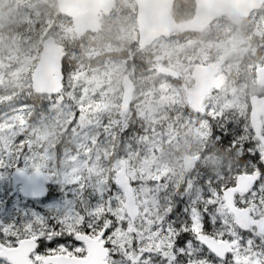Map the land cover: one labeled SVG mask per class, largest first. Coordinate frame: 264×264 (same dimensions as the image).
<instances>
[{"label": "snow or ice", "instance_id": "snow-or-ice-1", "mask_svg": "<svg viewBox=\"0 0 264 264\" xmlns=\"http://www.w3.org/2000/svg\"><path fill=\"white\" fill-rule=\"evenodd\" d=\"M73 72L62 61L61 90L50 93L49 98L51 102L63 103L65 99L70 102L74 110L67 123L76 132L87 116L84 101L69 83ZM68 92L72 94L67 95ZM209 116L213 122L211 128L207 126L210 140L238 152L241 170L230 172L226 178L205 177L200 181L198 177L177 187L159 182L158 177L145 181L130 176L127 184L119 177L105 180L102 174L97 175V168L88 166V179L97 175L92 188L98 194L99 203L83 213H68L48 220L36 217L22 228L0 227V264H80L89 252L83 237L97 234L107 252L106 264H264V240L257 243L256 226H241L232 218L230 210V205L251 206L253 212L255 207L264 206V148L259 147L256 139L255 143L246 142L244 133L239 127L233 128L226 113L211 114V110L201 113L205 122ZM14 121L4 125L9 135L0 136V167L19 168L21 162H26L39 175L45 167L44 161L51 157L35 134L28 135L24 115H17ZM96 126L100 127L101 122L96 121ZM114 127H119L118 122L104 124L105 135L124 136L128 154L133 152V142L144 139L131 125L124 126L119 133L113 132ZM91 142L97 143L98 136L91 137ZM85 155L91 159L90 149H85ZM104 157H107L106 151ZM95 159L99 161L100 154ZM248 161L255 162L256 167H248ZM79 171L73 170L69 182L83 193L85 177L75 174ZM196 183L201 184L198 193L194 191ZM129 188L133 197L136 189H147L148 195L157 193L160 206L156 216L140 221V230L131 231L132 240L122 246L115 242V234L136 227L135 218L125 210ZM144 215L147 217L148 213ZM191 234L203 241L199 258L184 251Z\"/></svg>", "mask_w": 264, "mask_h": 264}, {"label": "trees", "instance_id": "trees-1", "mask_svg": "<svg viewBox=\"0 0 264 264\" xmlns=\"http://www.w3.org/2000/svg\"><path fill=\"white\" fill-rule=\"evenodd\" d=\"M10 1L13 2V0ZM19 1L23 3L24 0ZM44 1L51 4V6L54 4L53 8L56 12L44 38L54 36L57 42L65 47L63 61H66L70 70H74L69 83H73V79L76 76L78 81V75L80 74L87 73L93 75L99 70L104 68L109 69L113 66L115 69L114 72L122 77L127 74L136 85L134 103L131 107L129 119L126 122H122L115 117L111 122H118L119 124V127L113 128L116 133H119L124 126L131 125L137 129L139 135L143 136L144 139L139 142H133L131 144L133 152L128 154L126 138L117 134L110 142L113 145V153L110 159L112 163L126 158L130 162V165H135L138 161L146 159L151 141L158 136L163 137L164 134H174L173 130L176 127L181 130L174 137L173 144L176 145H170L171 147L167 150L170 156L174 158V162L179 167V170L183 172L188 171L183 166L181 160L185 154H199L200 160L190 170L191 172H186L185 174L179 172L177 177L172 179L169 177L167 180H163L162 183H170L179 187L186 183L187 176L194 182L198 177L200 181L205 177L226 178L230 172L234 173L236 169L241 170V166H238V152L226 146L215 144L210 140L207 130L208 124L210 128L213 126L210 116L205 124H200L198 120H200L201 114H194L188 107L187 102H185L183 109L180 110L174 107H162L156 102L157 99H161L160 92H154L152 97L149 89L152 78L158 75L155 70L157 65L164 64L172 67H180V71L184 77L179 58L183 55H190L193 57L189 62L190 65L212 62L217 58L213 49L210 50L204 60L201 59L207 49L211 47L210 45L214 42L225 41L235 33H239V37L245 43L240 52L232 53L227 58L226 70L229 73V82L223 90L217 91L213 95L214 98L212 101L216 103L215 114L226 113V118L233 124V128L239 127L241 132L244 133L246 142L250 141L255 143L256 139L259 141V147L264 148V128L260 139L251 131L253 129L250 124V108L248 105L249 95L252 91H255L257 86L254 79L255 65L256 63L264 65V32L261 33V36H257L254 31L255 27L252 25L247 26L248 21L243 26L238 27L228 25L229 22L226 19H220L200 34L183 32L178 29L176 31L169 30L154 45L141 51L138 48L134 0H116L113 12L103 17L101 32L97 35L88 34L82 38H77L74 34L71 20L58 13L55 6L56 0ZM194 11L195 0H176L171 11V19L179 23L189 20L192 18ZM257 17L264 19V8L258 11ZM4 33L5 30H0V38L4 36ZM24 40L28 45L29 42H32V37L27 35L24 37ZM29 46L33 47L32 44H29ZM41 47L42 44L35 50L34 63H37L39 59ZM158 47H161V49L158 51L153 50ZM1 49L3 60L7 61V50L4 47ZM227 51L224 50L223 52ZM220 52L221 48L218 50V53ZM119 68L122 69L120 72H118ZM169 80L172 79L169 78ZM172 82L179 84L175 80H172ZM237 93H243V96H245L242 98V102L229 106L228 103L233 101L234 95ZM9 102V105L26 106L22 109L25 112L27 108H30L32 110L31 114L24 116L29 121L31 116V119L37 123L45 122L47 118L52 117L55 111L64 110L67 104H70L67 99L63 103L57 100L51 102L49 96L37 95L32 88L30 77L18 85L15 96ZM42 103H45L46 106H42ZM4 108L1 107V110ZM117 109H120L119 104ZM197 127L201 128V134L195 133ZM68 133L66 131L60 132L56 146V158L59 161L64 157L63 150H67L71 144L67 140L66 134ZM133 155L136 156V159H133ZM247 166L256 167V164L255 162L248 161ZM53 186V183H49V196L47 199L55 196ZM200 188L201 184L196 183L194 191L198 193ZM82 196H86V190H83ZM22 201L27 206L31 204L36 205V201L24 199ZM4 208L3 217L9 226L22 228L25 224L34 220L33 216L29 219L23 213L22 208L11 205L10 201L4 205ZM262 215H264V206L255 207L254 216L257 218ZM16 216H19L18 219H12V217ZM48 219H52V217L48 216L46 220ZM257 236L259 237L257 243L260 240H264V237L258 234ZM191 237L195 247L202 251V246L194 239L195 235L191 234Z\"/></svg>", "mask_w": 264, "mask_h": 264}, {"label": "rangeland", "instance_id": "rangeland-1", "mask_svg": "<svg viewBox=\"0 0 264 264\" xmlns=\"http://www.w3.org/2000/svg\"><path fill=\"white\" fill-rule=\"evenodd\" d=\"M52 5L54 6V4ZM53 6L44 0H24L23 3H20L19 0H13V2L10 0H0V30H5L4 36L0 38V47H4L7 50V61H3V64L0 66V136L9 135L8 129L4 125L16 123L14 118L17 115H30L32 112L30 108H27L25 112L22 111L24 107L9 105L8 98L15 96L18 85L32 76L36 66V63H34L35 50L42 43L56 13ZM55 6L57 8V4ZM248 22L247 26L254 25L257 27L258 30L255 33L264 32L263 18L253 17ZM179 25L180 23L178 22V29H180ZM27 35L32 37V42H29L28 45L24 40V37ZM244 43L245 41L239 37V33H235L225 41L214 42L210 45L211 47L207 49L201 59L204 60L211 49L215 51L218 58L224 50L241 47ZM29 44H32L33 47H30ZM220 48L221 52L218 53ZM160 49L161 47H158L153 50L158 51ZM192 59L193 57L190 55H183L179 58L181 70L184 72L182 82L186 86H189V82L192 80L190 72L187 73L190 69L189 66H191L189 62ZM121 70L119 68L118 72ZM114 71V67L111 66L109 69L104 68L93 75L87 73L80 74L78 75V81L77 76L73 79L71 85L74 89L76 87L77 94L84 101L87 116V120L83 122V126H78L76 132L67 123L74 110V108L68 106L69 103L64 110L55 111L52 117L47 118L45 122L37 123L31 119V116L29 121L24 116L28 135L32 136L35 134L45 146V153L51 157L44 161L45 167L42 171L46 173L48 182L54 184L53 190L55 196L47 201H36V205L31 204L27 206L22 201L19 191L13 193L11 188V172L20 169L31 172L33 169L30 164L21 162L19 168L8 165L0 167V209H2V213H0V227L9 226L3 217V212L5 211L4 205L9 201L11 205L22 208L23 213L29 219L31 216L34 218L44 217L46 219L48 216L56 218L68 213H83L86 208L90 209L99 203L98 194L92 188L97 175L102 174L105 180H108L109 177L115 179L113 172H116L120 168V160L114 163L110 160L113 153V145L110 142L113 136L105 135L103 125L113 121L115 117L122 122H126L131 113V111L122 112L121 109H117L118 104L120 107L123 94L121 86L123 77ZM149 89L152 97L154 92H160L161 99H157L156 102L162 107L168 106L180 110L183 109L187 101L186 93H183L184 87L182 84H174L163 76L155 75L150 82ZM71 94V92L67 93V95ZM239 95L235 97L234 101H232L233 103L240 102ZM1 107L5 108L1 110ZM215 107L216 103L208 100L204 104V112L211 110V114H215ZM88 120L92 121L90 125L87 122ZM96 121L101 122L100 127L96 126ZM198 121L200 124H205L202 117ZM62 131L69 132L66 136L71 144L67 150H63L64 157L59 161L56 158V146L60 132ZM178 131L181 132L179 128L174 127V134H164L163 137L158 136L156 139H153L148 148L146 159L138 161L135 165H130V162H128V175L138 176L145 181L158 177L159 182L162 183L163 180H167L169 177H171L170 179L177 177L179 172L185 174L187 171L183 172L179 170V167L174 162V158L170 156L167 150L171 147L170 145H176L173 142L175 140L174 137L178 135ZM113 132L116 131L113 130ZM195 133L201 134V128L197 127ZM93 136H98V142L95 144L91 142V137ZM86 148L90 149L91 159L85 155ZM105 151L107 152V157H104ZM97 154L101 156L99 161L95 159ZM133 159H136V156L133 155ZM88 166L97 168V175H93L90 180L88 179ZM74 169L80 170L79 173H75L76 175H83L85 177V180L82 181L85 184L83 189L86 190L85 197L82 196L77 185L69 182L71 176L74 175ZM190 180L193 181L187 176L186 182H190ZM156 196L157 193L155 192L148 195L147 189H136V198L141 205V214L136 220V227L134 229L130 228L128 232L118 231L115 234V242L117 244L122 246L128 244L132 240L131 231L140 230V221H148L156 216L159 210L158 206H160V202L156 200ZM145 212L148 213L147 217L144 215ZM18 217H12V219H18ZM184 251L193 258H199L201 252L199 248H195L192 245L191 248Z\"/></svg>", "mask_w": 264, "mask_h": 264}, {"label": "water", "instance_id": "water-1", "mask_svg": "<svg viewBox=\"0 0 264 264\" xmlns=\"http://www.w3.org/2000/svg\"><path fill=\"white\" fill-rule=\"evenodd\" d=\"M116 0H57V8L61 15L72 20L74 32L78 37L87 33H98L102 29V17L109 15L115 6ZM175 0H135L137 6L136 22L138 27V47L143 51L160 38L169 26L167 16L173 7ZM196 11L191 21L182 24L184 31L202 32L215 20L226 16L234 24H240L243 19L249 17L252 12L259 10L264 5V0H195ZM65 55L64 46L56 41L54 36L47 37L42 43V51L38 63L33 71L31 80L36 94L49 95L61 90V63ZM229 53L222 55L218 61L210 64H196L192 70L195 80V90H187L188 103L195 113L203 109L205 99L213 89L220 90L226 83V75L219 74ZM2 64L0 49V65ZM157 71L167 77L178 79L179 73L175 69L157 67ZM257 82L264 86V65L256 66ZM123 95L121 99V110L127 112L134 100L135 85L128 75L123 79ZM251 112L250 121L255 134L260 137L264 117V94L253 95L249 99ZM199 156H186L185 165L189 166L198 161ZM120 169L116 177L127 184L129 175L127 173V161L122 159ZM12 188L17 192L21 186V195L27 199H44L48 196V182L44 171L36 174L34 171L28 173L26 170H16L11 175ZM247 183V181H245ZM125 206V210L135 220L141 213L140 205L136 196L131 195ZM234 219L241 225L251 227L255 225L257 233L264 236V216L253 218L250 207H239L230 205ZM88 244V256L80 261V264H106L107 252L103 241L98 238L83 237ZM199 240V239H198ZM203 244V241H200Z\"/></svg>", "mask_w": 264, "mask_h": 264}, {"label": "flooded vegetation", "instance_id": "flooded-vegetation-1", "mask_svg": "<svg viewBox=\"0 0 264 264\" xmlns=\"http://www.w3.org/2000/svg\"><path fill=\"white\" fill-rule=\"evenodd\" d=\"M261 10V9H260ZM259 11V10H258ZM258 11H256V12H253L252 13V15L248 18V20L250 19V18H259V17H257L258 16ZM221 19H226L225 17L224 18H221ZM247 19H244L243 21H242V23L240 24V25H235V26H241L244 22H246V21H248ZM228 21V20H227ZM229 22V21H228ZM228 25H232V26H234V24H232L231 22H229V24ZM252 26H254V25H252ZM255 27V26H254ZM256 30H258L257 29V27H255V30L254 31H256ZM257 36H261L262 34L261 33H259V32H257V33H255ZM232 36V35H231ZM230 37V36H229ZM169 67H171V66H169ZM221 72H224L225 74H226V77H227V81H229V74L227 75V73L225 72V71H223V70H221ZM172 79V78H171ZM254 79H255V84L257 85V81H256V76L254 77ZM168 80V79H167ZM174 80H177V79H174ZM193 80V79H192ZM177 81H180V83L182 84V86H186V84L184 83V82H182V79L180 78L179 80H177ZM189 86L192 88V90H194V88H195V82H193V81H191V83L189 84ZM188 89H190V88H188ZM256 92L254 93V94H263L264 93V86H261V85H257L256 86ZM252 94V93H251ZM243 97H245V96H243ZM232 105H234V103L233 102H231L230 103V106H232ZM249 105V104H248ZM250 108V107H249ZM200 160V159H199ZM199 160H198V162H199ZM197 162V163H198ZM196 163V164H197ZM196 164H194V165H192V166H190V167H187V172H189L192 168H194L195 166H196ZM221 173V172H220ZM194 239L203 247V244L202 243H200V241L198 240V237H194ZM189 244V245H188ZM192 246H194L195 247V245H194V243H193V240H192V238L190 239V242H188L187 244H186V248L185 249H188V248H191V245ZM196 248V247H195Z\"/></svg>", "mask_w": 264, "mask_h": 264}]
</instances>
